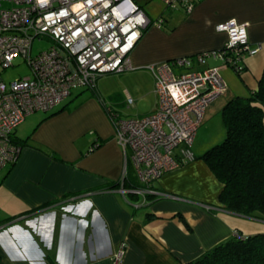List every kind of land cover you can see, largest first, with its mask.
Returning <instances> with one entry per match:
<instances>
[{
	"label": "crops",
	"instance_id": "obj_1",
	"mask_svg": "<svg viewBox=\"0 0 264 264\" xmlns=\"http://www.w3.org/2000/svg\"><path fill=\"white\" fill-rule=\"evenodd\" d=\"M178 12L181 17L162 18V27L151 21L129 55L126 75L137 83L124 89L122 101L80 92L51 114L60 113L31 119L21 129L20 140L30 139L0 183V211L5 213L0 217V264H114L122 243L121 264H185L236 231L243 234L231 220L251 218L221 208L223 186L201 160L155 184L169 199L135 202L116 190L97 191L123 174L124 156L110 114L125 118L118 106H129L128 98L131 107L134 101L151 100L142 115L129 117L156 110L154 78L146 66L222 49L227 37L216 27L235 19L247 24L250 49L261 46L256 54L243 55L245 69L237 75L250 91L257 88L264 70V0H203L189 14ZM211 60L221 75L233 71Z\"/></svg>",
	"mask_w": 264,
	"mask_h": 264
},
{
	"label": "built area",
	"instance_id": "obj_2",
	"mask_svg": "<svg viewBox=\"0 0 264 264\" xmlns=\"http://www.w3.org/2000/svg\"><path fill=\"white\" fill-rule=\"evenodd\" d=\"M159 1L187 14L196 2ZM150 22L133 0H0V71L13 67L18 58L30 70L28 77L9 83L0 78V172L17 161L21 149L12 137L26 117L52 112L74 90L94 92L99 77L127 70L129 55ZM154 25L162 27L163 20ZM216 30L227 37L222 49L146 66L153 74L158 100L154 112L137 119L110 114L114 138L124 156L116 191L124 197L172 198L155 184L194 160L190 146L205 112L227 92L221 68L200 71L196 66H205L213 59L224 69L241 72L243 55H254L261 48L250 49L245 23L230 19ZM38 37H47L54 44L33 57L32 43ZM175 68L190 71L178 75ZM127 103L131 106L132 99ZM128 166L141 187H123ZM124 253L122 243L114 264L122 263Z\"/></svg>",
	"mask_w": 264,
	"mask_h": 264
},
{
	"label": "trees",
	"instance_id": "obj_3",
	"mask_svg": "<svg viewBox=\"0 0 264 264\" xmlns=\"http://www.w3.org/2000/svg\"><path fill=\"white\" fill-rule=\"evenodd\" d=\"M201 1L203 0H196L195 7ZM159 20L162 18L156 22ZM151 25L152 22L142 31V35ZM244 69L236 74L241 75ZM92 94L98 96L96 91ZM221 115L226 130L224 141L194 159L203 161L222 184L218 197L221 208L264 221V70L257 88L247 97H233L223 106ZM29 139L30 137L20 140L15 134L12 137V141L20 149L27 145ZM129 169L128 166V175L123 181V187H141L137 180L132 178ZM119 187L120 181L109 182L97 191L110 192ZM128 196L136 201L142 200V197L135 194ZM154 198L146 195L144 200ZM185 264H264V233L243 235L236 231L230 239Z\"/></svg>",
	"mask_w": 264,
	"mask_h": 264
},
{
	"label": "rangeland",
	"instance_id": "obj_4",
	"mask_svg": "<svg viewBox=\"0 0 264 264\" xmlns=\"http://www.w3.org/2000/svg\"><path fill=\"white\" fill-rule=\"evenodd\" d=\"M137 2L145 15L150 19V21L158 20L160 17L169 20L174 17H181V13L178 12V10L181 9H175L171 10L169 8H166L159 0H134ZM5 6V5H4ZM54 42L50 40L47 37H38L34 39L32 43L31 53L32 56H36L41 52H44L51 48L53 46ZM221 63V62H219ZM217 65L214 61L211 59H208V62L205 66H196L195 70H203L208 67H212ZM127 71L131 70H125L121 73H107L101 77L98 78L96 83L97 93L100 95V97L107 101V96H111L113 99V102H120L122 101V98H124V89H134L136 88L137 81L131 78L130 75H126ZM188 69L183 68H175V73L180 75L185 72H189ZM30 75V70L23 59L18 58L13 67H10L5 70L0 71V78L5 82L9 83L17 79H23ZM233 71L227 70L222 73L223 79L226 82L228 91L219 98L216 102L210 105L208 110L205 112L204 115V121L201 123L199 128L197 129L196 135L194 137V142L190 146V151L192 152L193 156L196 158L200 155H202L207 150L211 149L212 147L221 144L225 137H226V130L223 125L222 120V105L223 100H227L230 96V94L235 93L234 96L240 95V97H247L251 93V91L246 88V86L243 85L241 79L239 76H237ZM140 82L146 83V79L141 78ZM238 89V90H236ZM236 91V92H235ZM80 92L88 93L90 91H87L85 89H77L72 92V98L78 95ZM91 94V93H90ZM233 96V97H234ZM79 98V97H78ZM134 100L135 97L133 96ZM71 99V98H70ZM232 99L229 98L225 104ZM65 100L62 105L68 101ZM151 100L147 99L142 102L134 101L133 106H127L124 104L119 105L118 111L125 117V118H137V117H129V116H136V114L144 113L150 106ZM60 107L57 106L55 110H58ZM52 112H35L25 118L27 121L24 125L23 123L20 124L21 127H17L16 135L19 139V135H21L20 131L22 128L26 127L27 124H29V120H40L42 117H45L47 115H50ZM24 120V121H25ZM23 140H26L24 138ZM10 165L6 166L1 172H0V183L3 180V177L7 174L8 170L10 169ZM132 170L131 167L129 169ZM137 202V201H135ZM1 209V208H0ZM5 213L0 211V217H2ZM235 222V223H234ZM231 223L235 225L237 229H239L243 234H256V233H264V221L257 220L251 218V221L242 220V219H232ZM238 226H237V225ZM239 227V228H238Z\"/></svg>",
	"mask_w": 264,
	"mask_h": 264
}]
</instances>
